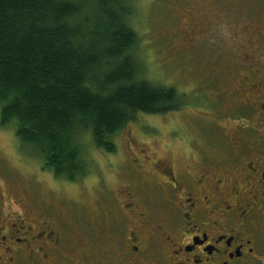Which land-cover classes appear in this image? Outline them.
Returning <instances> with one entry per match:
<instances>
[{"label":"flooded vegetation","instance_id":"flooded-vegetation-1","mask_svg":"<svg viewBox=\"0 0 264 264\" xmlns=\"http://www.w3.org/2000/svg\"><path fill=\"white\" fill-rule=\"evenodd\" d=\"M263 9L245 0L227 14L224 68L190 106L202 110L188 122L196 128L185 125L194 168L160 158L147 167L133 153L120 186L84 187L96 193L90 206L16 200L20 210L0 215V264H264Z\"/></svg>","mask_w":264,"mask_h":264},{"label":"trees","instance_id":"trees-1","mask_svg":"<svg viewBox=\"0 0 264 264\" xmlns=\"http://www.w3.org/2000/svg\"><path fill=\"white\" fill-rule=\"evenodd\" d=\"M133 1L0 0V127L57 178L85 175L86 136L114 152L138 113L182 105L175 88L141 75Z\"/></svg>","mask_w":264,"mask_h":264},{"label":"rangeland","instance_id":"rangeland-1","mask_svg":"<svg viewBox=\"0 0 264 264\" xmlns=\"http://www.w3.org/2000/svg\"><path fill=\"white\" fill-rule=\"evenodd\" d=\"M243 2L245 0H134L128 20L138 37L132 53L141 75L153 83L175 88L182 97V106L189 109L138 113L134 121L114 135V152L93 146L86 136L83 151L88 161L87 171L72 181L55 177L36 155L19 147L12 130L0 127V215L9 212V206L20 210L16 200L31 205L43 198L46 202H55L62 211L68 210L67 206L71 207L73 201L83 200L90 206L96 193L88 189L84 192V187L90 188L96 180L104 178L111 186H120L122 179L117 171L133 153L141 157L147 167L160 158L194 168L192 158L197 157L186 149L185 125L196 128L193 121L188 122L202 110L190 106H200L212 68H224V36L230 19L227 14L232 7L239 9ZM259 11L255 17L264 22V9L261 16ZM245 19H249L248 16ZM195 119L203 122V126L212 123L207 116ZM36 195L40 197L34 200Z\"/></svg>","mask_w":264,"mask_h":264}]
</instances>
